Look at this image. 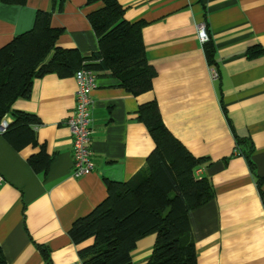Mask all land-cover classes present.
<instances>
[{
  "label": "crops",
  "instance_id": "0c3cea01",
  "mask_svg": "<svg viewBox=\"0 0 264 264\" xmlns=\"http://www.w3.org/2000/svg\"><path fill=\"white\" fill-rule=\"evenodd\" d=\"M129 23L143 22L147 60L157 73L150 92L135 96L107 72L93 93L95 168L73 177V140L66 121L76 106L75 77L35 80L30 99L13 109L34 114L38 146L16 151L0 135V250L7 264H82V246L70 230L108 197L105 180L124 183L147 167L155 149L141 106L157 102L171 134L196 158L214 188L206 205L191 211L198 264H264V0H118ZM62 4V10L57 7ZM104 7L87 0H28L0 4V49L33 29L38 12H52L63 29L58 46L92 56L100 50L89 16ZM56 8V9H55ZM213 39L214 80L198 25ZM255 55H249V51ZM261 52V53H259ZM9 123L13 121L7 117ZM237 141L243 155L236 156ZM51 158L46 174L29 159L41 147ZM157 236L137 243L133 264H145ZM48 252L45 258L41 252Z\"/></svg>",
  "mask_w": 264,
  "mask_h": 264
},
{
  "label": "trees",
  "instance_id": "16d2710c",
  "mask_svg": "<svg viewBox=\"0 0 264 264\" xmlns=\"http://www.w3.org/2000/svg\"><path fill=\"white\" fill-rule=\"evenodd\" d=\"M27 2L0 0V4L18 6ZM99 2L104 7L89 16L99 40L97 54L83 56L78 50L60 48L58 41L64 30L52 26V12L43 11L38 12L32 30L0 49V123L12 117L3 135L16 151L39 144L38 117L13 109L18 100L30 99L39 78L51 74L75 77L77 71L86 68L96 74L109 73L135 96L153 89L157 73L147 60L142 40L144 23L127 22L118 0H87L88 5ZM57 10H62V4ZM209 37L203 49L210 68L219 73L210 33ZM253 51H249L251 57L255 55ZM138 119L146 125L155 143L147 167L128 182L106 179L107 199L89 216L74 223L70 237L77 246L91 243L79 251L82 264H133L137 243L151 235L157 239L145 264H198L189 214L214 197L211 181L196 175L197 170L210 165L211 159L194 157L171 134L157 102L141 106ZM239 146L237 141L236 156L243 155ZM50 163L45 146L29 159V165L38 174H46ZM263 182L260 180L259 185ZM41 252L48 258L46 249L41 248ZM0 264H7L1 250Z\"/></svg>",
  "mask_w": 264,
  "mask_h": 264
},
{
  "label": "built area",
  "instance_id": "2783aa9c",
  "mask_svg": "<svg viewBox=\"0 0 264 264\" xmlns=\"http://www.w3.org/2000/svg\"><path fill=\"white\" fill-rule=\"evenodd\" d=\"M208 27L206 23L198 25V39L203 46L210 41ZM211 74L214 80L219 79V73L211 68ZM77 81L76 106L72 115L67 119L66 124L70 129L73 140V159L74 169L73 177L80 179L93 173L95 164L93 152L91 149L92 136L94 130L92 127V110L94 106L93 93L98 88L97 74L89 69L82 68L75 75ZM7 118L0 123V135H3L9 127ZM239 153L238 150L235 152ZM201 169L197 170L199 176ZM5 183V179L0 175V187Z\"/></svg>",
  "mask_w": 264,
  "mask_h": 264
}]
</instances>
